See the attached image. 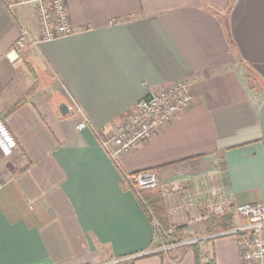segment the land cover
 Segmentation results:
<instances>
[{
  "label": "crops",
  "instance_id": "obj_1",
  "mask_svg": "<svg viewBox=\"0 0 264 264\" xmlns=\"http://www.w3.org/2000/svg\"><path fill=\"white\" fill-rule=\"evenodd\" d=\"M65 3L76 33L18 54L34 4L0 0V264H196L195 243L203 263L240 264L236 235H212L245 223L236 205L264 204V0ZM181 79L189 108L116 163L99 136ZM83 117L93 128L77 129ZM142 170L158 187L139 195L123 173ZM215 199L231 225L211 234ZM156 222L197 241L154 251Z\"/></svg>",
  "mask_w": 264,
  "mask_h": 264
},
{
  "label": "built area",
  "instance_id": "obj_2",
  "mask_svg": "<svg viewBox=\"0 0 264 264\" xmlns=\"http://www.w3.org/2000/svg\"><path fill=\"white\" fill-rule=\"evenodd\" d=\"M4 1L12 9V3L14 2H10L11 0ZM28 2L34 4L37 34L34 38L29 31L22 30L14 44V49L18 54L23 52L28 41L36 45L40 42L55 40L76 33L77 29L71 23L65 0H17L15 3ZM192 85V80L181 79L166 87L149 89L107 138L99 136L101 145L107 150L111 158L118 163V154H126L137 148L188 109L193 101ZM76 127L79 130L87 127L93 128L86 117H83ZM123 180L139 195L143 190L158 187L157 175L152 170L133 173L124 172ZM4 183L5 181L0 174V188ZM171 188L175 190L177 186L173 185ZM207 209L209 215L223 214L226 210V202L219 199L211 200L207 205ZM234 211L245 219V223L240 227L212 236L236 235L240 264H263L264 204L259 202L239 204L235 206ZM155 225L162 239V244L160 248L154 251L167 252L197 241L177 240L174 237V226L163 228L157 222Z\"/></svg>",
  "mask_w": 264,
  "mask_h": 264
},
{
  "label": "trees",
  "instance_id": "obj_3",
  "mask_svg": "<svg viewBox=\"0 0 264 264\" xmlns=\"http://www.w3.org/2000/svg\"><path fill=\"white\" fill-rule=\"evenodd\" d=\"M233 2H234V0H228L229 8L233 4ZM0 118H1V121L4 125V122H3L4 116H1ZM151 196L153 198L152 199L153 202L149 200L150 197H147V200L149 201V203H147V204H149L148 207L152 210L153 216H155V218L158 220V222H160V224L163 227H167V225H168L167 218L164 216L165 212L163 211L164 208H163V205L160 201V197L158 195V192H153L151 194ZM208 219H211V222L215 223L217 226V228H215L216 227L215 226L212 229L213 231H210L211 234L225 230V229L229 228L231 225V218L226 214H219V215L213 214ZM192 247L194 248L196 264H214V263H212V261L208 262V263L202 262L201 252H200L198 243L193 244Z\"/></svg>",
  "mask_w": 264,
  "mask_h": 264
},
{
  "label": "water",
  "instance_id": "obj_4",
  "mask_svg": "<svg viewBox=\"0 0 264 264\" xmlns=\"http://www.w3.org/2000/svg\"><path fill=\"white\" fill-rule=\"evenodd\" d=\"M59 108H60V111L63 114L67 113V111H68V107H67V105L65 103H61L60 106H59Z\"/></svg>",
  "mask_w": 264,
  "mask_h": 264
},
{
  "label": "rangeland",
  "instance_id": "obj_5",
  "mask_svg": "<svg viewBox=\"0 0 264 264\" xmlns=\"http://www.w3.org/2000/svg\"><path fill=\"white\" fill-rule=\"evenodd\" d=\"M12 2H16L17 0H11ZM19 1V0H18ZM2 146H4L3 144H2ZM197 235V234H196ZM196 235H191V237H194V236H196ZM183 248H185V246L184 247H182V248H179V249H183Z\"/></svg>",
  "mask_w": 264,
  "mask_h": 264
}]
</instances>
